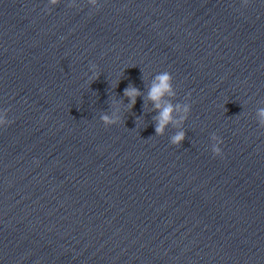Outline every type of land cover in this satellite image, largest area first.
<instances>
[{"label": "clouds", "instance_id": "1", "mask_svg": "<svg viewBox=\"0 0 264 264\" xmlns=\"http://www.w3.org/2000/svg\"><path fill=\"white\" fill-rule=\"evenodd\" d=\"M60 3V0H49L51 6H56ZM88 3L98 7V0H88ZM245 6L248 5L249 0H243ZM72 6V5H70ZM97 66L95 64L91 65L92 77L90 80L98 79V73L96 71ZM173 75L169 71H162L153 77V81L148 88L147 99L153 103L154 109L157 110V116L154 117L155 120V133L157 136H162L164 134L165 128L172 124L174 126L180 125L184 122L191 111L190 104H173L168 97H175V87L173 83ZM124 97L128 99L129 109L133 108L136 104V98L141 96V90L133 85H129L124 89ZM190 95V94H189ZM183 112V115L178 119L173 115L174 112ZM119 108L117 107L111 115L105 113L100 119L105 127L117 125L121 123V117L117 114ZM258 124L260 127L264 128V108L257 110ZM12 123L11 120L7 118V110H5L3 115H0V127H7ZM186 138V133L183 130L176 131L170 137V143L172 145L180 146ZM213 140L216 141L212 146V153L216 157H222L223 152L221 147L222 139L219 136H213Z\"/></svg>", "mask_w": 264, "mask_h": 264}]
</instances>
